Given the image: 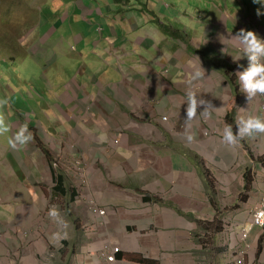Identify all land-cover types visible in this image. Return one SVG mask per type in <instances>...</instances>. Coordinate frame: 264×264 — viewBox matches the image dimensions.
<instances>
[{
    "label": "crops",
    "instance_id": "obj_1",
    "mask_svg": "<svg viewBox=\"0 0 264 264\" xmlns=\"http://www.w3.org/2000/svg\"><path fill=\"white\" fill-rule=\"evenodd\" d=\"M113 2L118 9L119 1ZM194 5L190 9V5L183 3L186 14L181 21L189 25L183 24L177 32L171 29V34L166 29L167 19L152 11L150 1L149 7L142 9L143 16L158 19L160 25L149 26L152 20L145 22L136 9V17L128 18L130 27L126 31L133 29L132 40L113 29L77 33L74 28L69 32V41L74 40L76 45L74 49L65 48L61 56L71 62L67 66L70 72L77 59L81 67L63 85L60 99L64 109L53 110L60 128L40 125L35 155L38 163L48 166L53 163L52 153L62 150L65 156L69 155L64 165L72 170L71 161L76 157L72 158L71 151L79 155L81 178L85 176L87 181L80 200L85 207L79 233L84 264H109L87 255L89 249L104 242L118 244L122 249L113 264H178V258L183 257L184 235L188 231L190 235V230L198 229L203 221L200 205L204 211H214L213 189L206 175L215 190L217 185L222 190L229 189L233 182L243 188L246 171L239 172L242 163L237 164L238 160L245 162L250 154L252 161L251 157L264 154L254 155L251 149L248 152V143L258 145L256 139H240L235 146H226L221 140L233 97L231 77L239 88L232 127L236 129L241 116L264 117V99H259L260 94L249 103L247 94L242 92L237 73L247 67L248 61L231 40L241 28L264 39V0H195ZM80 6L84 8L81 3ZM48 38L49 35H43L44 40ZM213 41H222L220 51L224 54L211 47ZM87 46L93 47L95 54L84 57L82 51ZM196 70L204 75L189 85ZM189 87L213 107L208 116L200 114L203 105L198 107L197 117L190 122V131L195 135L191 143L185 138ZM8 162L16 171L21 160ZM36 165L35 182L47 175L42 171L44 166ZM256 165L261 166L257 162ZM53 172L50 176L54 180L60 175ZM261 173L264 175V168ZM261 176L256 175V196L240 204L242 208L239 206L234 211L235 218L230 219L236 227L248 229L251 223L246 218L264 189ZM74 177L72 174L69 179ZM3 180L1 177V183ZM26 192L32 196L33 188ZM99 210L105 212L103 216L98 215ZM184 213L188 215L186 219L181 216ZM84 226L96 230L88 233L83 231ZM19 228H14L13 233L7 227L0 230L5 245H13L11 238L21 236ZM187 243L189 250H193V240L188 238ZM247 243H256L257 249L264 251V233L253 229ZM260 254L258 264L262 263Z\"/></svg>",
    "mask_w": 264,
    "mask_h": 264
},
{
    "label": "rangeland",
    "instance_id": "obj_2",
    "mask_svg": "<svg viewBox=\"0 0 264 264\" xmlns=\"http://www.w3.org/2000/svg\"><path fill=\"white\" fill-rule=\"evenodd\" d=\"M1 1L0 98L8 99V104L0 110L3 111L11 131L6 136L0 137V184H4L3 188L0 187V230L7 227L9 233H13V229L20 226L21 236L11 238L14 241L13 245H5V240L0 237V264H84V248L79 233L81 222L85 218V207L80 200L82 188L87 181L85 176L81 178L79 155L75 156V152L71 151V154H74L72 158L76 157L71 159L73 170L68 169V166L65 167L64 162L68 160L69 155L65 156L62 150L52 153L53 163L48 166L44 162L38 163L35 155V146L39 141L36 135L41 131L40 125L60 128L53 110L64 109L60 99L64 92L63 85L70 81L71 73H76L81 67L80 60L77 59L72 64L70 72L67 66H70L71 62L61 56V51L69 47L66 36L69 37V32L74 28L78 30L77 33L85 30L93 33V30L102 32L113 29L125 33L128 40H132L133 29L130 28V32H126L130 27L128 18L137 14L135 13L137 10V15L143 16L142 9L145 6L149 7V1L152 11L155 14L158 12L159 15L161 13L167 19L166 28L171 27L175 31H180L183 24L189 25L181 21L186 14V9L182 8L183 3L186 2L192 9L195 8V0H160L162 4H159L158 0H118V9L113 0L76 2L74 0H7L5 5ZM137 2L141 4L136 5ZM227 3L226 10L229 13L231 1ZM107 7H112L114 10L110 12ZM159 8L161 9L158 10ZM38 15L42 16L41 22H38ZM142 18L145 22L152 20L153 24H148L149 26L160 25L158 19L150 18L148 15ZM56 21L53 31L51 29L45 32L51 26L50 23ZM215 31L219 32L216 28ZM45 33L49 35L47 41L43 39ZM217 36L218 33L213 38ZM72 42L76 45L74 40ZM211 44V47L218 50V54L219 52L224 54L220 51L223 48L222 41L220 44L214 41ZM82 52L84 57L95 54L91 46L85 47ZM215 61L218 63V60ZM252 99L256 100V97ZM252 99H249V103ZM24 124H27L33 139L26 146L14 151L8 146L7 138ZM243 139L258 141V145L248 143L249 153L250 149L254 155L264 152V134H254ZM114 141L118 142L116 139ZM248 155L249 160L245 162L244 159L238 160L237 164L242 163L238 170L239 172L249 170L250 177L253 181H257L256 184L252 181L248 192L240 188L237 182L231 183L230 188L225 190H222L220 185L216 186L215 194L212 195L215 204L213 202L211 204L214 211L212 213L208 210L204 211V206L200 205L199 208L203 210L201 215L203 221L199 222L201 224L198 229L190 230V235L189 231L184 235L185 246H180L183 257L178 258V264H258L261 252V264H264V251L258 250L256 243H247V245L242 243L241 228L230 222V219L235 218L234 211L240 204H244L251 196L253 198L256 196L255 189L259 187L256 175H262L260 183L264 184V175L261 173L263 167L257 166L250 160V154ZM8 158L18 162L21 160L16 171L9 165ZM35 162L38 168L39 165L44 166L42 171L47 174L36 182L34 181ZM53 171L65 176L66 196L61 197L54 192L55 181L50 176ZM72 174L75 177L70 180ZM1 177L6 182L3 180L4 182L1 183ZM31 187L32 196L26 192ZM71 190L77 194L73 201L70 198ZM83 193L85 194V189ZM52 212L56 214L50 215ZM31 215L33 217L31 220L26 219ZM98 215L103 216L100 213ZM181 216L185 219L188 217L185 213ZM246 219L247 223L250 222L251 214ZM216 220L221 226L207 234L206 228L201 226ZM86 230L89 233L96 229L84 226L83 231ZM188 238L194 242L193 250H189L187 246ZM110 246L119 248L121 253L120 245L104 242L89 249L87 255L105 261V254ZM4 254L7 255L3 256Z\"/></svg>",
    "mask_w": 264,
    "mask_h": 264
},
{
    "label": "clouds",
    "instance_id": "obj_3",
    "mask_svg": "<svg viewBox=\"0 0 264 264\" xmlns=\"http://www.w3.org/2000/svg\"><path fill=\"white\" fill-rule=\"evenodd\" d=\"M7 0H2L1 3L6 4ZM51 4V3H50ZM55 3L51 4L54 5ZM259 14V13H258ZM49 16V15H45ZM42 16L38 15V22H41ZM50 23L51 26L45 31L48 30L53 31L55 24ZM41 25V23H38ZM46 34V33H45ZM44 34V35H45ZM68 38V36H66ZM231 40L235 41L238 47L243 52V57L247 58L248 64L247 67L242 71L237 73L240 86L242 92L247 94V97L251 100L257 94L264 97V39H261L256 32L252 30H246L241 28L235 36L231 38ZM24 42V41H23ZM27 42V40L25 41ZM69 43V47L72 49L75 48L73 42H69V38L67 40ZM66 42V44H67ZM62 52V51H61ZM33 53V52H32ZM240 59V58H235ZM204 75V72L200 70H196L192 73L191 79L189 81V85L193 82L201 79ZM186 120L188 123V128L186 129L185 138L187 142L191 143L195 139V135L190 131V122L197 117L198 107L204 106V111L200 112L203 116L210 115L209 109L213 108L210 103L207 101L200 99L196 92L189 87L186 91ZM8 104V99L0 98V109ZM219 108H217L218 110ZM243 110V109H242ZM11 131L10 125L6 122L3 111L0 110V137L6 136ZM254 134H264V117L261 116H248L247 118L239 117L236 121V131L234 132L232 125H226L221 134L222 143L226 146H235L240 139L244 137H252ZM33 139L32 134L28 130L27 124L22 125L18 131H16L13 135L7 138V144L10 149L14 151H18L20 148L26 146ZM115 142V141H114ZM37 144V143H36ZM47 154L44 151V155ZM46 157V156H45ZM46 158H49L46 157ZM91 209L94 210V207ZM101 210L98 211L100 213ZM103 211V210H102ZM105 213V212H104ZM55 212L50 213V215H55ZM104 215V214H101ZM115 256L114 262H108L105 259V262L109 264H113L117 261V255Z\"/></svg>",
    "mask_w": 264,
    "mask_h": 264
},
{
    "label": "trees",
    "instance_id": "obj_4",
    "mask_svg": "<svg viewBox=\"0 0 264 264\" xmlns=\"http://www.w3.org/2000/svg\"><path fill=\"white\" fill-rule=\"evenodd\" d=\"M168 33L171 34V27L169 28H166ZM174 31V30H173ZM177 32V31H175ZM196 53H198V51H195ZM229 84L233 90V97H232V100L230 101L229 105H228V108H227V114H226V118H225V121L228 125H232V120H231V117L233 116L234 114V107L238 104V101H239V95H238V92H239V88L238 86L236 85V82H235V79L234 78H230L229 79ZM234 132L236 131L235 128H233ZM46 157H48L47 154H45ZM252 161L253 162H257L259 163L263 168H264V154L259 156V157H256V158H253L251 157ZM207 176V179L209 180V184L211 185V189L212 190V194L215 193V186H214V183L213 181L210 180V177L208 175ZM64 178L65 176L60 175V176H57V178L54 179L55 181V188H54V192L57 194V195H61V197L63 196H66L65 195V187H64ZM243 179H244V191L248 192L249 191V188L250 186L252 185V179L250 177V173H249V170L246 171L243 175ZM76 192H74L73 190H71V194H70V198L71 200L73 201L75 198H76ZM242 199V197H240V200ZM213 199L211 198V201ZM201 224V223H200ZM218 226H221V223L218 222L217 220L216 221H213V223H204L201 227H205V232L207 234H210L212 232L213 229H216L218 228Z\"/></svg>",
    "mask_w": 264,
    "mask_h": 264
},
{
    "label": "built area",
    "instance_id": "obj_5",
    "mask_svg": "<svg viewBox=\"0 0 264 264\" xmlns=\"http://www.w3.org/2000/svg\"><path fill=\"white\" fill-rule=\"evenodd\" d=\"M163 121H166V118L162 119ZM92 203V202H91ZM93 204V203H92ZM91 204V208L94 206V204ZM100 214H104V211H100ZM251 226L248 227V229H241V241L242 243H246L247 245L250 232L253 229H257L264 233V189L262 190V193L260 197L258 198V201L256 205L254 206L252 212H251ZM119 252V248L110 246L106 252L105 259L108 262H114L115 256Z\"/></svg>",
    "mask_w": 264,
    "mask_h": 264
}]
</instances>
